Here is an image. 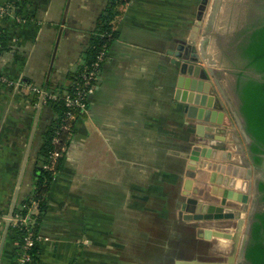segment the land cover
I'll return each instance as SVG.
<instances>
[{"label":"crops","instance_id":"1","mask_svg":"<svg viewBox=\"0 0 264 264\" xmlns=\"http://www.w3.org/2000/svg\"><path fill=\"white\" fill-rule=\"evenodd\" d=\"M217 1H209L201 21V0H130L123 5L115 20L118 37L47 195L40 252L31 264H170L168 248L149 246V241H164V230H158L169 224L171 208L182 217L194 206L189 198L219 203L224 175L238 177L242 167L255 186L257 167L252 140L243 129L237 71L219 64L213 44ZM107 2L21 0L16 14L1 21L0 264H13L18 243L11 227L35 188L43 136L55 115L51 105L36 103L32 89L69 85L68 73L81 60ZM180 44L185 45L183 55H171ZM192 46L199 56L193 68ZM197 66L201 75L191 77L188 72ZM204 81L214 91L212 108L225 113L220 126L226 133L208 132L206 122L187 115ZM195 144L217 152L202 157L192 170L187 154ZM251 198L248 203L228 201L227 206L243 211L241 231L238 219L197 221L211 230L213 256L194 260L243 264ZM31 210L37 213L38 205Z\"/></svg>","mask_w":264,"mask_h":264},{"label":"trees","instance_id":"2","mask_svg":"<svg viewBox=\"0 0 264 264\" xmlns=\"http://www.w3.org/2000/svg\"><path fill=\"white\" fill-rule=\"evenodd\" d=\"M130 0H108L107 5L98 17L97 26L90 35L89 44L84 50L81 60L68 73L70 83L67 87H58L51 92L58 93L56 100H50L54 110V118L48 125L43 136L39 161L35 169V188L30 197L22 202L19 214L26 216L29 208L34 203L38 205V212L31 213L30 218L34 223H21L11 227V232L18 245L14 253L13 264H22L23 254H28L33 261L37 260L40 252L39 225L47 210V195L51 189L55 174L63 163L64 155L70 144L71 137L75 131L76 122L85 113L76 106L70 108L76 118L65 120L66 105L64 91L71 96L76 93L78 84H83V75L88 73L92 64L96 61L98 54L108 49L112 42L118 37L116 18L121 15L122 7ZM264 8V7H263ZM264 10V9H263ZM238 56L242 67L237 71L236 91L240 99V113L245 122L248 134L252 137L250 150L252 159L257 168H264V13L259 16L256 23L245 31L242 40L237 44ZM49 85H46L48 89ZM36 99V98H35ZM70 123L71 130L62 128L63 124ZM58 136L59 141L54 142ZM65 148L63 155L58 159L55 171L46 169L43 164L51 161L50 154L53 150ZM262 207L255 210L251 217L250 236L245 246V258L243 264H264V179L258 181V198ZM33 232V244L25 248L26 237ZM25 261L23 264H31Z\"/></svg>","mask_w":264,"mask_h":264},{"label":"rangeland","instance_id":"3","mask_svg":"<svg viewBox=\"0 0 264 264\" xmlns=\"http://www.w3.org/2000/svg\"><path fill=\"white\" fill-rule=\"evenodd\" d=\"M214 6L216 15L213 17V44L217 59L219 64L227 67L230 71H239L242 62L238 56L237 44L244 37L245 31L256 23L259 16L264 13V0H218ZM254 187L251 188L253 197L248 214L250 220L253 212L262 207L257 202V198H254L257 195L254 194ZM193 209L194 206H191L181 217L177 216L174 209L171 208L169 224L167 227L166 225L160 226L158 230H164V241L161 242L159 239L149 241V246L168 248L169 256L167 258H169L170 264H195V261L196 264H201L197 260L207 259L210 257L209 255H212L210 253L212 244L208 241V237L211 236L206 233L210 229H203V223L197 222L201 220L185 218L186 215L193 212ZM31 213L33 212L30 207L29 214ZM166 232L169 236L167 241L165 240ZM194 258L198 259L194 260Z\"/></svg>","mask_w":264,"mask_h":264},{"label":"water","instance_id":"4","mask_svg":"<svg viewBox=\"0 0 264 264\" xmlns=\"http://www.w3.org/2000/svg\"><path fill=\"white\" fill-rule=\"evenodd\" d=\"M209 1L210 0H201L197 14L198 20L201 21L203 19V15L205 13L207 5L209 4ZM184 49H185V45L180 44L176 50H171L169 53L171 55L181 57L183 55ZM189 60L193 63L191 64L192 68L195 66L194 63L199 61L197 48L195 46L191 47V56ZM196 68H197L196 72L193 69L191 72H188L191 77H193V75L196 77H199L201 75V72L198 71L199 66H197ZM189 85L192 86L193 90H196L195 88L197 87V85L194 83L193 80L190 81ZM200 91L201 93L199 96V100L197 101V104L191 103L188 105L187 115L190 117L197 118L200 121L206 122L207 125L204 127V129L207 130L208 132L226 133V129L220 126V124H222L224 121L225 113L221 111L218 114V110L212 108L213 103L211 102L210 95H213L214 91L211 88V83L208 81H204L203 85L200 88ZM209 123H213V124H209ZM243 129L246 135H248L249 139L252 140V137L248 134L246 130L245 124H243ZM212 150H213L212 148H209L207 146H203L199 144L193 145L190 153L187 154V157L189 158L187 167L192 170L195 169L202 157H211L215 155L217 151L212 152ZM229 166L235 168L238 165L230 164ZM245 172H246V167H242L241 173L238 177L237 176L231 177L229 172L224 175L222 184L226 188L223 190L222 197L219 203L204 202L196 198H189L188 202L194 205V209L193 212L186 215L185 218L195 219V220L238 219L240 225V231H241V226L245 221L243 216V211L240 209L229 207L227 205L229 200L238 201L241 203H248L250 201L252 184L249 179L245 178ZM257 193H258V187L257 184L255 183L254 194ZM250 226H251V220L249 219L245 233L242 256H241V258L243 259L245 258V246L250 236ZM206 233L208 234V236H210L211 231L208 230L206 231ZM238 240H239V233H236V235L234 236L235 244L232 251L233 254L231 258L232 261L234 260V256L236 255Z\"/></svg>","mask_w":264,"mask_h":264},{"label":"built area","instance_id":"5","mask_svg":"<svg viewBox=\"0 0 264 264\" xmlns=\"http://www.w3.org/2000/svg\"><path fill=\"white\" fill-rule=\"evenodd\" d=\"M21 5V0H8L6 3L0 4V52L4 48V29L2 26V19L10 15L11 13L16 14V9ZM20 19V18H18ZM21 20V19H20ZM107 58V52H105V49L102 50L98 56L96 61L92 64L91 68L89 69L88 73L83 75V84H78L76 88V93L74 95L68 94V92L65 90V98H66V105L69 107V110L66 111V117L65 120H71L75 119L76 115L75 113L72 112L70 108L76 106L82 111L83 113L87 112L88 109V99L89 96L95 91L98 82H99V77H100V71L103 66V63L105 62ZM3 79V77H0ZM33 93L36 95V103L38 105H50V100H56L59 96L58 93L56 92H51L50 90L46 88H39L35 87L32 89ZM62 128L71 130V125L70 123H66L62 125ZM59 138L58 136L54 137V142H58ZM64 147L59 150L55 149L51 152L50 158L51 161L47 164H43V167L46 169L54 170L55 171V166L56 163L58 162V159L62 157ZM57 171L54 172L56 175ZM55 178V177H54ZM37 203H34V205ZM25 223H34V220L30 218V214L26 216H21L19 213L15 217V225ZM33 232H29V234L26 237V244L25 248H28L33 244ZM42 238V237H38ZM33 262V259L30 258L28 254H23L21 258V263L23 264L25 261Z\"/></svg>","mask_w":264,"mask_h":264},{"label":"flooded vegetation","instance_id":"6","mask_svg":"<svg viewBox=\"0 0 264 264\" xmlns=\"http://www.w3.org/2000/svg\"><path fill=\"white\" fill-rule=\"evenodd\" d=\"M255 179H256V184H257V187H258V181L260 179H264V168L261 167V168H257L256 170V175H255ZM254 198H258V193L256 196H254ZM254 213V212H253Z\"/></svg>","mask_w":264,"mask_h":264}]
</instances>
